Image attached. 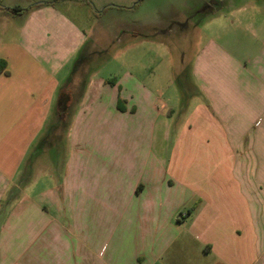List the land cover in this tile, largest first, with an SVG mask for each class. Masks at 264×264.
Wrapping results in <instances>:
<instances>
[{"label": "crops", "instance_id": "crops-1", "mask_svg": "<svg viewBox=\"0 0 264 264\" xmlns=\"http://www.w3.org/2000/svg\"><path fill=\"white\" fill-rule=\"evenodd\" d=\"M125 2L0 0V264H264V0L179 17L217 26L178 120L131 72L71 74L98 43L69 10Z\"/></svg>", "mask_w": 264, "mask_h": 264}, {"label": "rangeland", "instance_id": "rangeland-1", "mask_svg": "<svg viewBox=\"0 0 264 264\" xmlns=\"http://www.w3.org/2000/svg\"><path fill=\"white\" fill-rule=\"evenodd\" d=\"M125 1V6L110 9L101 17L88 14V4L69 10L98 43L91 61L81 68L73 63L71 74L76 71L77 80L81 73L90 77L95 72L98 77L108 78L131 72L158 93L160 102L172 107L175 120L181 119L200 99V81L192 77L193 60L216 31L217 22L201 33L193 32L196 26L184 32L179 28V17L190 9H200L208 0H141L138 5L136 0ZM60 7L64 8L61 4ZM207 17L196 15L194 21L200 25ZM156 22L162 28L173 26L174 33L156 39Z\"/></svg>", "mask_w": 264, "mask_h": 264}, {"label": "trees", "instance_id": "trees-1", "mask_svg": "<svg viewBox=\"0 0 264 264\" xmlns=\"http://www.w3.org/2000/svg\"><path fill=\"white\" fill-rule=\"evenodd\" d=\"M140 1L141 0H136L135 5H138ZM36 5H40V4H36ZM11 9L14 11H21V10H24L25 8L13 7ZM2 71H5L6 73H8V71L6 70V61L4 59L0 60V73ZM107 81L108 83H111V84L115 83V80L113 79H108ZM70 101H71V96L69 92L67 90H62L58 96V109H59L58 111L61 117H64L66 115ZM121 102L122 100L121 98H119V104Z\"/></svg>", "mask_w": 264, "mask_h": 264}]
</instances>
